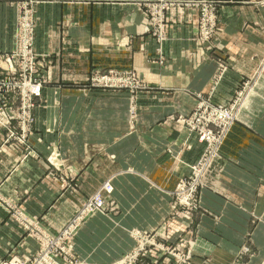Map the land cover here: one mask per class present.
Wrapping results in <instances>:
<instances>
[{
  "label": "crops",
  "instance_id": "0c3cea01",
  "mask_svg": "<svg viewBox=\"0 0 264 264\" xmlns=\"http://www.w3.org/2000/svg\"><path fill=\"white\" fill-rule=\"evenodd\" d=\"M134 1L39 6L36 50L50 55V86L34 111L32 157L1 147L0 135V193L58 234L111 181L114 210L82 224L75 251L84 264H118L137 249V234L172 217L173 193L204 152L179 118L210 92L214 103L231 102L250 80L256 92L204 179L190 228L179 216L168 237L170 244L193 240L194 264H264V0H177L211 3L217 28L200 41L201 3L174 8L161 49ZM8 14L0 18L5 51L16 46ZM110 70L134 72L142 88H85L95 71ZM26 231L0 206V260L38 252ZM245 247L250 253L241 257Z\"/></svg>",
  "mask_w": 264,
  "mask_h": 264
},
{
  "label": "rangeland",
  "instance_id": "374dc122",
  "mask_svg": "<svg viewBox=\"0 0 264 264\" xmlns=\"http://www.w3.org/2000/svg\"><path fill=\"white\" fill-rule=\"evenodd\" d=\"M101 1L102 0H0V18L2 17L5 18V13L6 14L9 13L8 15L9 16L11 15L12 19H14V25L16 27V32H17L15 39L16 46L13 50L5 51L4 48H0V135L2 137L1 147L11 146L10 148L13 150L24 151L25 159L32 157L34 152L29 144V137L31 135V132H33V127H34V111L41 105L40 101L44 96V92L46 88L50 86V81H51V79L49 78V73L51 68L50 55L47 53H39L36 50V42H37V38H36L37 12L36 11L39 8V6H47L51 4L80 6L84 4H96V3H100ZM158 1L159 0H153V2H149V0H135L134 2L140 6V8L144 11L145 15L147 16L150 25L149 35L155 39L158 48L161 49V46H163V43L166 40L168 41V38L161 41V39H159V32H156V36L153 34L154 23H159L155 19L156 18L155 8H156V3ZM174 1L175 2L171 5V7L164 11V20L162 23H160L162 24L163 29H166L167 27L165 15L168 11L174 8H184V7H192V6L196 7L194 6V4L196 5L197 3H201L199 19L197 23L199 40L203 42L208 41L214 36L217 28V18L214 14V11L211 10L210 5L208 6L205 5L203 3L205 1L194 2L193 5H188L177 0ZM0 24H1V20H0ZM44 59H45V63H44ZM118 74H122V75H118ZM128 74H135V73L132 71H118V70H110L104 73L100 71H95L89 80L88 86L85 88L99 89V90L113 89L116 91L128 90V89H118L113 87L108 88L100 84L102 83L100 81L105 77H109L110 79H115L117 77H127ZM35 79H37L40 82L39 84L41 85V90H42L41 96L33 99L34 107L27 104L24 105V100L20 92L24 90L26 91L27 94H30L34 90V87L26 89L25 83L35 84L34 83ZM247 82L253 85V86L251 85V89H252L251 91L249 90L243 91L244 84ZM254 84L255 83H252L250 80L244 81L241 84L240 89L237 91V94H241V93L244 94L247 91L243 99V105L249 94L250 93L254 94L256 92L254 91L255 90ZM212 95L213 94H211L210 92L205 99L211 100L213 98ZM201 102L202 100L199 102V104ZM23 107L25 109H30L28 107H31L32 109L29 113V116L32 121L26 122V125L23 119ZM3 114H5L6 116L8 115L15 116V118L11 121L10 125H7L4 122L2 116ZM183 118H185V116L180 117L179 120H181L182 122ZM238 119L240 120L239 114H238ZM24 127L28 129L27 133H24L23 130ZM196 162L194 164H196ZM191 175H192V167H191L190 176ZM177 189L175 190V192L177 191ZM174 193H173L172 217L168 218L161 225V227H159L157 231L153 233L143 234L141 243L142 242L144 243L143 244L144 250L142 252L143 258L141 259V261L128 262L127 258L130 257L133 254L132 253L118 264H194L193 251L195 250V245H193L194 244L193 240L183 239L182 242H178L177 244H170L168 236L170 232V221L179 216L181 217L182 215H184V218L186 220L185 226L187 227V229L190 228L189 225L190 223L188 222L192 221L193 215L199 210L200 205L196 212L194 211L191 214H188L183 207H178L180 206L179 204L176 205L177 201L176 198L174 197ZM12 205L16 209V206L14 204ZM108 208H109L108 210L109 213L113 211L114 203L108 201ZM15 221H17L23 226L22 222L20 221L19 218L16 217V215H15ZM64 229H62V231ZM26 233H28L30 237L34 238L39 244V241L35 237L34 232L26 231ZM39 248H40V244H39ZM138 249L134 251V254L138 251ZM249 253L250 251H248V247H245L243 248L240 256L243 257L245 255H248ZM9 259H2V261H8ZM204 264H208L207 260L204 261Z\"/></svg>",
  "mask_w": 264,
  "mask_h": 264
},
{
  "label": "built area",
  "instance_id": "2783aa9c",
  "mask_svg": "<svg viewBox=\"0 0 264 264\" xmlns=\"http://www.w3.org/2000/svg\"><path fill=\"white\" fill-rule=\"evenodd\" d=\"M159 1L156 3L155 8V19L159 23H154L153 34L156 36V32H159V39L163 41L167 37L166 31L160 23L164 20V11L169 9L175 1ZM149 2H153V0H149ZM183 3L190 5L194 2L185 1ZM203 3L207 6L211 5V3ZM100 82H102L100 84L108 88L128 89L133 92L142 88V84L135 74H128L127 77H117L115 79L105 77ZM34 83L36 85L25 83L26 89L34 87V90L30 94H27L24 90L20 92L24 100V105L27 104L34 107L33 99L41 96L42 90L41 85L39 84L40 82L35 79ZM251 85L252 84H249V82L245 83L243 91H251ZM246 92L244 94H237L230 103L216 104L210 99H204L198 104L193 113L182 119L184 127L189 132L196 135L200 142L204 144V152L201 158L192 166V175L188 178L181 179L178 189L174 193V197L177 201L176 205L179 204L180 206L178 207H183L188 214L198 210L200 205V191L206 187L204 179L210 173L212 167L223 159L222 147L232 128L239 121L238 114L243 106V99ZM28 108L30 109H25L23 107V119L25 125L26 122L32 121L29 116L32 109L31 107ZM2 116L7 125H10L11 121L15 118L14 115L6 116L3 114ZM23 130L24 133L28 132V129L25 127ZM113 192L114 186L112 182H105L84 202L80 211L68 227L58 234H51L42 230L38 224H35L33 221L24 217L17 208L15 209L11 201L5 199L0 193V206L11 215L14 213V217L16 215V217L20 219L27 231L34 232L35 237L40 244L39 251L30 259L14 256L8 261L0 260V264H84L79 260L75 251V240L78 231L82 224L93 215L97 213H109L108 201H110L109 198L112 196ZM137 236L140 238V243L137 247V249H139L135 254L133 253L134 256L132 254L127 258L128 262H140L143 258L142 252L144 250V243H141L143 234H137Z\"/></svg>",
  "mask_w": 264,
  "mask_h": 264
},
{
  "label": "bare ground",
  "instance_id": "6f19581e",
  "mask_svg": "<svg viewBox=\"0 0 264 264\" xmlns=\"http://www.w3.org/2000/svg\"><path fill=\"white\" fill-rule=\"evenodd\" d=\"M253 86V85H252ZM252 90V89H251Z\"/></svg>",
  "mask_w": 264,
  "mask_h": 264
}]
</instances>
